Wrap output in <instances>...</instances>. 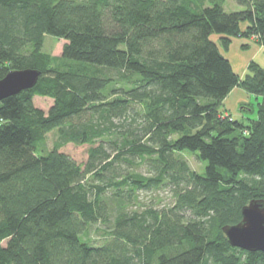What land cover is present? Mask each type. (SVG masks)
Here are the masks:
<instances>
[{"label": "trees", "instance_id": "1", "mask_svg": "<svg viewBox=\"0 0 264 264\" xmlns=\"http://www.w3.org/2000/svg\"><path fill=\"white\" fill-rule=\"evenodd\" d=\"M238 2L0 0V80L41 73L0 102V264H264L223 232L264 200V68L241 78L213 39L264 45V0ZM46 36L65 41L60 58ZM237 87L261 99L248 125L222 111ZM36 97L53 100L48 112ZM69 144L91 146L87 162ZM165 188L169 206L132 210L138 192Z\"/></svg>", "mask_w": 264, "mask_h": 264}, {"label": "rangeland", "instance_id": "2", "mask_svg": "<svg viewBox=\"0 0 264 264\" xmlns=\"http://www.w3.org/2000/svg\"><path fill=\"white\" fill-rule=\"evenodd\" d=\"M242 9H243V7L239 4L238 0H227V3L225 5L226 12H228V13L237 12V11H240ZM213 39L220 45V48H221L223 53L228 52L230 50V48L233 46V39H232L229 49L223 50L221 47L220 41H219L220 40L219 37L214 35ZM239 39L247 41L249 44V45L242 46V49L244 51L250 50L252 48V44L255 45V47L259 48L260 50L264 49V45H262L260 42H258V40L256 38H249V39L239 38ZM64 44H65L64 40H59V39L52 37V36H46L45 44H44V52L50 54L53 57L60 58L62 56ZM262 59H264V52L260 56V60H262ZM252 62H255V61H252ZM250 64H249L248 69H247L248 73H249ZM238 88L242 89L241 87H238ZM242 90H244V89H242ZM242 100H243L242 103L243 102L246 104L251 103L250 105H252V108L250 106H245V105L240 107V110L241 109L245 110V111H243L244 114L241 113L242 117L244 116L243 117L244 118L243 123L248 125L249 119H256L258 117L257 108H258V103L261 101V99H260V101H257L256 96H253V98L251 100H249V96L247 97L246 95H244ZM34 103L38 108H41V109L45 110L46 112H48L49 109L51 108V106L53 105V100L50 98L36 97L34 99ZM224 107H225V104L223 102L222 111L224 113H226V110ZM251 109H254L253 110L254 112H252ZM235 114H238V111ZM226 116H230L232 119H234L232 114H228ZM56 140H57V133L56 132H52V133L48 134L46 143L43 145L42 149L46 152L51 151L54 148V144H55ZM90 147L91 146H89V145L76 146L73 144H69L66 147H64L63 149H61V152H64V153L68 154L69 156H71L77 163L83 164V163L87 162V160H88V151H89ZM181 156H182V158H184L189 163V165L193 171H195L199 174H202V175L205 173V168H206L207 164L204 162H201L198 159L197 154L186 151V152H183L181 154ZM121 170L124 173H126L128 171H135L137 173H142L144 175H148V166L145 164H142V165L140 164L139 166H136L133 169L132 168L130 169V167L125 164ZM138 196H139L138 202H136L135 205L133 207H131L132 210H138V209L141 210V209H144V208L150 207V206H154L156 208L162 209L163 207L169 206L172 203L171 191L169 188H165V189L159 190V191H140V192H138ZM105 231H106L105 226L100 225V224L95 225L90 232L91 244H93L94 246L103 245L106 241V236L104 234Z\"/></svg>", "mask_w": 264, "mask_h": 264}, {"label": "water", "instance_id": "3", "mask_svg": "<svg viewBox=\"0 0 264 264\" xmlns=\"http://www.w3.org/2000/svg\"><path fill=\"white\" fill-rule=\"evenodd\" d=\"M40 75V71L34 69L9 72L0 80V102L34 88ZM223 232L233 247L252 253H264V200H252L242 209V221L225 226Z\"/></svg>", "mask_w": 264, "mask_h": 264}, {"label": "crops", "instance_id": "4", "mask_svg": "<svg viewBox=\"0 0 264 264\" xmlns=\"http://www.w3.org/2000/svg\"><path fill=\"white\" fill-rule=\"evenodd\" d=\"M249 45L247 41H244L239 38H233V46L226 53H223L224 56L230 61L234 71L241 77L244 78L248 74V66L252 61L258 63L261 67L264 68V59L260 60V56L264 52V49H259L252 44V48L250 50L244 51L242 46ZM246 95L249 96V100L253 98L254 95L239 89L235 88L230 95L225 99V110L226 115L232 114L235 120L242 121L244 120V109L240 110L241 106H250L252 108L251 103H242V98ZM256 100L259 101V98L256 97ZM238 111V114H235ZM247 111V110H246ZM242 113V114H241Z\"/></svg>", "mask_w": 264, "mask_h": 264}]
</instances>
